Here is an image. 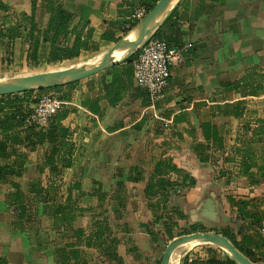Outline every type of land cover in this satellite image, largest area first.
I'll return each instance as SVG.
<instances>
[{"label": "crops", "instance_id": "0c3cea01", "mask_svg": "<svg viewBox=\"0 0 264 264\" xmlns=\"http://www.w3.org/2000/svg\"><path fill=\"white\" fill-rule=\"evenodd\" d=\"M159 1L0 0L6 7H0V74L100 56L134 28V14L143 10L148 16ZM51 6L74 15L68 33L50 29ZM17 25L21 36L9 35ZM161 28L160 38L181 54L160 102L152 105L133 69L128 74L122 63L56 90L70 111L63 121L73 146L68 166H45L48 145H18L7 161L0 160L12 172L0 180V264H60L57 252L77 248L91 263L118 264L77 244L75 230L91 233L102 216L120 240L123 264H161L178 234L201 230H242L257 240L256 258L264 264V0H178ZM72 29L87 49L65 59L76 40ZM170 160L180 172L168 177L179 186L161 212L179 209L181 217L176 237L169 240L157 224L155 241L144 226L158 197L150 199L147 185L157 165ZM135 169L142 173L139 181L129 179ZM185 176L195 184L184 186ZM16 185L24 194L21 226L16 222L22 212L11 201ZM187 246L178 249L177 264L208 250Z\"/></svg>", "mask_w": 264, "mask_h": 264}, {"label": "trees", "instance_id": "16d2710c", "mask_svg": "<svg viewBox=\"0 0 264 264\" xmlns=\"http://www.w3.org/2000/svg\"><path fill=\"white\" fill-rule=\"evenodd\" d=\"M6 9L5 6H0ZM48 11L52 13L53 19L49 26L50 29L55 28L57 34L68 33L71 28L74 15L68 13L64 8L54 9L48 7ZM20 25H17L10 29L9 35L13 37L21 36ZM70 32L76 34V40L71 49L67 50V53L62 56L65 59H71L78 57L81 50L87 49L86 40H82V35L76 29L70 30ZM162 28H160L155 37L161 36ZM137 54L132 56L129 60L124 62L127 72L134 71L133 61ZM61 57L55 56V59ZM74 83L68 84L72 85ZM64 86H57L55 88L43 89V90H58ZM35 91L24 92L23 94H8L0 95V160L7 161L11 154L15 152L16 146L29 147L35 150L38 147L48 145V151L46 155L45 166L50 167L53 171H57V162L60 161L63 166H68L71 162L72 144L70 142L71 131L63 125V121L69 114V110L66 108L55 114L49 124L43 128H37L34 125H27V120L34 109L38 100L33 99ZM119 100V97L117 98ZM135 177L129 178L131 181H139L142 178V173L135 169ZM179 173L180 169L175 166L171 160L168 162H160L155 170L154 178L150 179L147 185V195L151 198L158 197V200L151 205L154 215L151 223L146 224L144 227L154 237L155 241L159 240L161 232L157 229V224H161L162 232L169 239H173L177 236L176 229L178 227L177 218L181 217L179 209H174L172 212L165 214V206L167 205L171 192L176 189L179 184L171 181L168 177L170 173ZM12 172L9 165L0 166V180L10 175ZM184 186L195 184V181L190 180L187 176L184 177L182 183ZM18 191L11 194V201L13 205L19 206L20 211H24L23 208V192L19 191V187L15 186ZM34 192H42L41 189L35 188ZM100 203L105 202V194L102 191V186L99 185L96 188ZM118 198V197H117ZM121 200V196L119 197ZM231 203H235L233 198H229ZM241 205L245 208L248 206L247 202L241 201ZM164 211L161 212V209ZM25 212H22L17 219L16 225L21 226L24 220ZM242 215L249 217L250 214L242 212ZM94 228L89 234H85L83 230H75L74 234L77 238V244L80 242L85 247H94L98 250V258L103 261H116L118 264H123V257L118 252V246L120 240L117 236L113 237V231L110 227L108 218L106 216L99 217L94 224ZM193 231H197V227L193 226ZM187 231H183L178 235H184ZM223 235L227 236L233 244L250 260L255 264H260L256 258V252L254 249L259 248V244L255 238L251 235L244 234L242 230L239 234H235L230 230H225ZM238 235L241 239H238ZM79 238H82L80 240ZM208 250L205 256H196L191 258L188 254L185 256L180 264H238L232 259L228 253L212 245H208ZM57 256L59 257L60 264H96L89 262L83 252L77 248L71 252L66 253L65 250H61Z\"/></svg>", "mask_w": 264, "mask_h": 264}, {"label": "water", "instance_id": "95a60500", "mask_svg": "<svg viewBox=\"0 0 264 264\" xmlns=\"http://www.w3.org/2000/svg\"><path fill=\"white\" fill-rule=\"evenodd\" d=\"M172 4V0H160L153 9L152 13H150L141 22H139L136 27L130 30L121 40H119L114 45L111 50H109L111 53V58L108 62L91 66L73 67L41 73L36 75L29 83L17 86H11L7 84L3 78H0V95L19 94L45 89L47 87L46 83L48 81L59 77L68 78L70 81L64 83L65 85H67L97 75L105 70L126 62L132 56L137 54L140 49L148 42V40L151 39L161 28L166 17L169 15ZM149 18H151L152 21L149 24L145 25L146 20ZM139 36H148V38L141 47L135 48L134 50L130 51L125 57L120 58L121 52L125 49L127 44L131 40ZM61 85L63 84H57V86ZM194 244H208L220 248L221 250L228 253V255L238 264H255L245 254H243L227 236L221 233L209 231L192 232L180 235L171 240L164 250L161 264H171L173 255L180 247Z\"/></svg>", "mask_w": 264, "mask_h": 264}, {"label": "built area", "instance_id": "2783aa9c", "mask_svg": "<svg viewBox=\"0 0 264 264\" xmlns=\"http://www.w3.org/2000/svg\"><path fill=\"white\" fill-rule=\"evenodd\" d=\"M145 17L143 10L133 15L135 24ZM181 49L171 46L166 40L153 36L137 53L133 61L137 86L145 91L152 105H156L165 97L166 88L171 78V66L180 57ZM64 102L57 93L50 92L38 98L27 124L37 128L46 127L51 118L63 110ZM259 232L264 247V221Z\"/></svg>", "mask_w": 264, "mask_h": 264}, {"label": "rangeland", "instance_id": "374dc122", "mask_svg": "<svg viewBox=\"0 0 264 264\" xmlns=\"http://www.w3.org/2000/svg\"><path fill=\"white\" fill-rule=\"evenodd\" d=\"M139 23L135 24L134 27H136ZM115 44L111 45L110 47L106 48L107 50H111L114 47ZM100 57L96 55H91V56H85L82 58H79L76 61H71V62H67L64 64H61L59 66H39V65H31L28 68L23 69H18L17 71H15L14 73H3L0 74V78L3 79H9V80H13V81H17V80H23L25 83H29L36 75L41 74V73H45V72H50V71H56V70H61V69H66V68H73V67H81V66H91V65H96L97 62L95 61L96 59H99ZM22 81V82H23ZM53 86V87H51ZM47 85V87L45 89H49V88H55L57 87V85ZM61 86H65V84L61 85ZM50 92H54L56 93L57 91L55 89L52 90H36L34 93V97L33 99L38 100V98L45 94V93H50ZM23 94V93H20ZM204 231H209V232H213V230H201V232ZM222 234V233H221ZM164 243L166 244V241H164ZM195 247V246H203V250L205 251L207 250V244L204 245H189L185 248L188 247ZM183 249L177 250L176 253L174 254L173 258H172V262L177 263V259L179 258V254Z\"/></svg>", "mask_w": 264, "mask_h": 264}, {"label": "bare ground", "instance_id": "6f19581e", "mask_svg": "<svg viewBox=\"0 0 264 264\" xmlns=\"http://www.w3.org/2000/svg\"><path fill=\"white\" fill-rule=\"evenodd\" d=\"M177 1L178 0H172L173 3H176ZM151 21H152L151 18L147 19L146 22H145V25L149 24ZM147 38H148V36H139V37L131 40L127 44V46L125 47V49L121 52L120 58L125 57L130 51L134 50L135 48L141 47L146 42ZM99 57H100L99 59H96L95 60L97 62V64H101V63H104V62H108L110 60V58H111V53H110L109 50H107L106 52H104L103 54H101ZM4 81L7 84L11 85V86H17V85L27 84L23 80L13 81V80H9V79H4ZM69 81L70 80L68 78L59 77V78H56V79H53V80L48 81L46 83V85L64 84V83H67ZM171 264H177V263L172 262Z\"/></svg>", "mask_w": 264, "mask_h": 264}]
</instances>
